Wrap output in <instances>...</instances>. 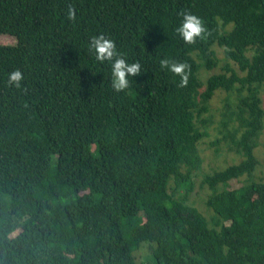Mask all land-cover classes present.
Wrapping results in <instances>:
<instances>
[{"label":"trees","instance_id":"obj_1","mask_svg":"<svg viewBox=\"0 0 264 264\" xmlns=\"http://www.w3.org/2000/svg\"><path fill=\"white\" fill-rule=\"evenodd\" d=\"M184 10L207 40L175 33ZM101 33L142 65L124 92L89 54ZM0 35L15 39L0 45V264H264V0H0ZM215 44L223 71L202 85ZM165 57L190 65L187 87ZM216 91L235 94L221 124L239 159L203 175L207 219L187 197Z\"/></svg>","mask_w":264,"mask_h":264},{"label":"rangeland","instance_id":"obj_2","mask_svg":"<svg viewBox=\"0 0 264 264\" xmlns=\"http://www.w3.org/2000/svg\"><path fill=\"white\" fill-rule=\"evenodd\" d=\"M15 39L8 35H0V45H13ZM214 55L219 60L217 66L212 69L205 70L200 69L199 79L202 85L206 79L213 75L223 71V60H224V48L215 44L212 47ZM235 72H238L236 65L230 63ZM239 73V72H238ZM261 106L264 108V85L260 89ZM226 99L235 100V94L232 93L227 95L223 91H216L209 102V112L205 115L206 120L209 121L205 128L207 136H205L198 144L199 155L202 159L201 169L197 174H193L191 177L193 183V191L188 195L187 202L190 206L197 209V211L207 218V210L204 204L205 195L207 193L206 187H201L200 182L204 174L213 173L218 170H222L228 165L236 163L239 159L232 150L227 148L226 142L223 140V134L225 130L221 124L223 104ZM255 155L258 160V165L253 173L252 179L256 182H264V132L260 140L259 147L255 150ZM249 183L247 177H241L238 182H233L234 186L244 185ZM172 185V183H171ZM173 186V185H172ZM208 219V218H207ZM4 231H12L14 224L10 219H6L1 222ZM143 260L142 257L139 258Z\"/></svg>","mask_w":264,"mask_h":264},{"label":"clouds","instance_id":"obj_3","mask_svg":"<svg viewBox=\"0 0 264 264\" xmlns=\"http://www.w3.org/2000/svg\"><path fill=\"white\" fill-rule=\"evenodd\" d=\"M66 15L69 21L77 20L76 9L71 4L67 6ZM179 15L181 21L174 31L185 44L193 45L198 39L205 41L211 36V31L205 26V22L200 16L186 10L181 11ZM87 48L89 54L93 55L96 61L107 62L110 65L111 87L117 93L129 89V77L142 74L141 63L139 61L128 62L125 55L118 51L115 41L104 33L91 36ZM159 66L162 70H167L180 77L179 87L188 86L191 71L189 64L165 57L159 61ZM23 81V72L15 69L7 74L6 86L23 91Z\"/></svg>","mask_w":264,"mask_h":264}]
</instances>
